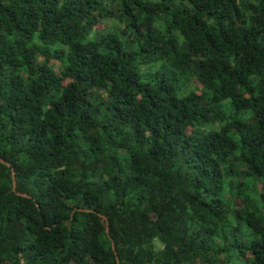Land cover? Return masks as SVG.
Here are the masks:
<instances>
[{
	"label": "trees",
	"instance_id": "trees-1",
	"mask_svg": "<svg viewBox=\"0 0 264 264\" xmlns=\"http://www.w3.org/2000/svg\"><path fill=\"white\" fill-rule=\"evenodd\" d=\"M0 264H264V0H0Z\"/></svg>",
	"mask_w": 264,
	"mask_h": 264
},
{
	"label": "water",
	"instance_id": "water-1",
	"mask_svg": "<svg viewBox=\"0 0 264 264\" xmlns=\"http://www.w3.org/2000/svg\"><path fill=\"white\" fill-rule=\"evenodd\" d=\"M2 161V160H1ZM3 162V161H2Z\"/></svg>",
	"mask_w": 264,
	"mask_h": 264
}]
</instances>
